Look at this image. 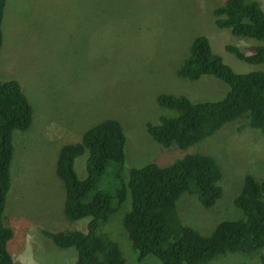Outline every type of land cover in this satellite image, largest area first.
<instances>
[{
    "label": "rangeland",
    "instance_id": "rangeland-1",
    "mask_svg": "<svg viewBox=\"0 0 264 264\" xmlns=\"http://www.w3.org/2000/svg\"><path fill=\"white\" fill-rule=\"evenodd\" d=\"M258 1L264 8V0ZM222 3L223 0H8L2 24L0 78L19 81L34 107L32 125L14 132L12 183L3 216L4 224L14 230L8 248L15 264L77 261L75 247L59 248L44 232L85 231L90 221V217L67 218L66 189L56 171L57 159L63 145L81 141L87 129L107 118L120 120L126 132L125 173L131 167L151 162L166 166L194 153L217 160L223 173L222 196L213 207L205 208L197 194L183 193L177 211L184 223L210 234L221 220L243 217L233 196L246 173L264 178L253 171L262 162L259 169L264 175V134L249 125H243L240 131L232 130L237 119L186 148L177 144L165 147L146 126L148 122L158 123L159 116L168 110L157 101L162 92L184 91L193 100H217L227 93L229 86L216 77L206 75L191 81L177 76L179 65L199 35H206L214 52L236 72L263 68L238 59L226 49L227 44H234L251 53L264 42L219 28L214 10ZM88 155L86 149L75 160L82 179L88 175ZM111 173L103 176V186L111 185ZM130 208L128 192L126 200L101 228L119 242L127 264H162L153 256L137 260L138 252L123 224ZM235 261L260 264L258 258L241 253L218 255L209 264H236Z\"/></svg>",
    "mask_w": 264,
    "mask_h": 264
},
{
    "label": "trees",
    "instance_id": "trees-1",
    "mask_svg": "<svg viewBox=\"0 0 264 264\" xmlns=\"http://www.w3.org/2000/svg\"><path fill=\"white\" fill-rule=\"evenodd\" d=\"M7 2L0 0V51ZM214 14L219 28L264 42V8L258 0H223ZM226 49L238 59L264 68V44L254 47L251 53L234 44H227ZM263 68L238 73L214 52L206 35L195 37L177 76L191 81L206 75L216 77L229 86L227 93L217 100H193L184 91L162 92L157 101L168 110L159 116L158 123L148 122L147 131L165 147L177 144L182 148L237 119L232 130L240 131L243 125H249L264 134ZM33 119L34 107L19 81L0 78V264H15L8 248L14 230L3 222L12 183L14 132L28 129ZM126 143L122 122L107 118L87 129L81 141L60 148L56 171L65 184V214L70 220L90 217V221L85 231L44 232L57 247L77 249L74 264H127L119 242L101 226L126 200L128 192L131 208L124 215L123 224L138 252V261L153 256L162 264H209L218 255L241 253L264 264V178L246 173L233 196L243 217L221 220L210 234H203L180 219L177 202L189 192L197 194L205 208L216 204L223 193V173L217 160L208 154L194 153L166 166L151 162L131 167L125 173ZM86 149L88 175L82 179L75 169V160ZM261 164L253 170L259 172L258 176H264L259 169ZM110 171L112 183L103 186L102 178Z\"/></svg>",
    "mask_w": 264,
    "mask_h": 264
}]
</instances>
